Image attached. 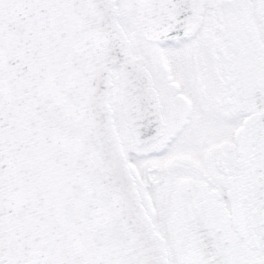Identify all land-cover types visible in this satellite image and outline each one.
I'll use <instances>...</instances> for the list:
<instances>
[{
  "label": "snow or ice",
  "instance_id": "obj_1",
  "mask_svg": "<svg viewBox=\"0 0 264 264\" xmlns=\"http://www.w3.org/2000/svg\"><path fill=\"white\" fill-rule=\"evenodd\" d=\"M0 264H264V0H0Z\"/></svg>",
  "mask_w": 264,
  "mask_h": 264
}]
</instances>
